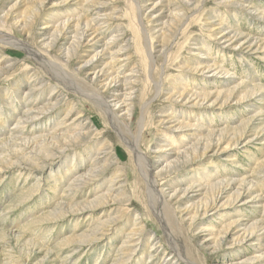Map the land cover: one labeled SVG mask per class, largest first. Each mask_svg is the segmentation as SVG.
Wrapping results in <instances>:
<instances>
[{
  "label": "rangeland",
  "instance_id": "374dc122",
  "mask_svg": "<svg viewBox=\"0 0 264 264\" xmlns=\"http://www.w3.org/2000/svg\"><path fill=\"white\" fill-rule=\"evenodd\" d=\"M107 1L105 12L119 8L122 9V13H126L124 17L113 18L112 27L102 38L104 41L108 40L117 31L122 30L123 35L114 40L111 50L119 49L120 46L126 48L118 54L121 55L120 61L126 60L129 56L124 67L125 73L139 69L144 78L147 59L141 51L138 52L140 46L143 48L144 44L139 39L137 27L132 22L131 15L135 10L129 8L128 0ZM29 4H31L29 0H0V11H9L12 16L19 18L28 13ZM49 4H46L44 12L35 25L38 33L44 30L41 29L42 24L51 17V13L57 12L55 17L61 15L64 17L67 13H71V8L75 6L74 0L55 7H50ZM83 9L81 6L79 14ZM262 13H264V0H204L200 9L193 16L190 15L193 18L190 17L191 19L182 28L184 34L181 32L177 39L171 40L169 56H161L155 52L157 66L155 76L162 81L164 91L161 97L155 99L149 111L153 112V120L149 119V116L146 120L142 148L151 152L152 157L157 156L154 150L159 145L168 148L166 152H162L165 154L164 161L161 159L157 168H164L168 165L167 162L172 163V172L164 173H167L173 181L174 187L179 184L184 188L191 183L209 187V184L222 178H227L229 181L234 178H246L248 181L255 179L257 183L254 190L240 198L235 194L240 181H232L230 185L228 183L214 185L209 187L210 189L193 187L185 195L181 207L177 208L178 204H174V212H181V208H189L190 214L193 215L197 209L195 206L209 202L208 213L204 221L196 226H192L188 221L189 217H186V221L182 223V230L174 227L176 225L173 224L175 220L172 217L169 226L174 227L171 228L172 239L168 233L166 234L162 224L166 221L161 219L165 206L162 205L158 212L150 208L146 180L135 157L118 137L100 108L89 99L87 94L75 93L58 83L56 78L59 79L62 74L50 67L51 64L42 67L23 49L0 38V59H4L0 63L1 72L4 74L0 76V103L5 104L4 108L0 107V143L10 136L9 130L20 115L10 114L12 108L15 109L16 106L19 111L32 105L45 108L52 103H58L55 113L44 110V113L33 120L32 126L27 130L28 135L31 136L37 131L41 134L51 132L53 126L59 125L61 118L72 106L75 109L66 117V122H73L80 117L79 120L82 119L83 123L89 121V126L92 127L89 132L90 127L85 129L86 135L76 133L80 130L81 124L75 133H65L62 137L67 145L66 151L46 158L45 167L42 161L36 159L35 164L37 167L39 161V168H32L35 170L28 176L27 170L20 168L17 163H12V157H9L7 162L0 159V264H153V261L157 264L165 263L164 258L169 254H172L176 264H188L185 258L199 264H264V230L260 229L255 235L245 236V233L250 232L245 230L250 229L253 224L264 226V130H262L264 129V49L256 51V47L233 48L213 38L210 30H207V27H218L221 23L223 27H230L238 35H250L257 43L260 41L258 46L264 47V14ZM38 33L35 37L39 36ZM14 34L32 44L30 39L18 31H14ZM161 38L154 40L156 51L168 44V40L163 44ZM167 38L169 36L165 39ZM191 51L203 55H191ZM82 56L78 57L76 63L80 64L89 58L88 53ZM194 59L216 64L219 68H211L204 73L186 69L185 66L194 64L192 62ZM65 68L73 73L68 66ZM75 79L78 80L76 75ZM40 84L43 85L38 87ZM56 85L60 88H56ZM138 85L139 88H143L141 81ZM254 85L263 88L253 91L251 89ZM33 87L35 90L27 93L29 88ZM227 87L236 89L235 94L226 104H222L223 100L228 98L226 91L220 94L216 103L212 100L217 94L200 101V104L176 100V97L167 99L170 93L178 94L182 89L190 92L198 91L197 93L201 94L224 90ZM86 89L93 90L87 87ZM147 90L148 93L149 88ZM243 96L246 97L239 100ZM138 111L139 108H135L132 117V127L135 131L140 118ZM169 115L189 124V127L170 131L172 133L170 141H162L169 136L167 127L174 124L169 121ZM161 118L165 119L162 125L159 124ZM249 119H252L250 130L260 131V135L249 140L246 137L250 136L251 131L236 145L228 150L223 149L228 140L240 137L243 129L248 127ZM71 134L73 135L70 136ZM211 137L214 144L222 140L218 152L211 151L206 154L207 156L198 157L188 164L184 163L183 157H176L175 151L184 149L202 138L207 140ZM61 139L60 136L62 142ZM30 144L33 145V142ZM216 148L217 146L214 150ZM97 153H99L96 158L97 166L105 170H97L94 167L93 184L85 187L81 196L78 199L74 198L73 203L89 202L110 191L112 195L106 198L104 204L95 206L92 215L87 211L90 207L86 206L80 207L85 210L84 213L69 212L60 218L50 219L48 213L61 201L60 196L63 192L70 191L67 186L72 175H69L68 171L75 169L81 163L88 164ZM31 165L33 166L34 163L32 162ZM91 165L90 163L81 173ZM122 169L125 170L123 176ZM211 173L213 175H210ZM217 174H220L218 179H214ZM76 191L72 190L69 193L75 195ZM129 194L130 200H127ZM114 196L118 199L108 200ZM214 196L217 197L216 204L210 203ZM203 208L204 206L200 207V214ZM165 216L167 217L166 213ZM97 217L107 219L106 226L108 223L112 225L103 228L97 236L99 239L84 243L93 226L98 224ZM138 218L143 220L146 228L142 235V243L137 244L136 254L123 253L121 248L124 246L125 237L133 231L135 225L133 223ZM201 227H213L215 231L234 229V234L229 240L230 243L228 241L222 245H216L214 241L201 242L198 241ZM154 237L161 240L166 255L156 258L150 254L151 245L146 241ZM261 237L263 239L259 240Z\"/></svg>",
  "mask_w": 264,
  "mask_h": 264
},
{
  "label": "bare ground",
  "instance_id": "6f19581e",
  "mask_svg": "<svg viewBox=\"0 0 264 264\" xmlns=\"http://www.w3.org/2000/svg\"><path fill=\"white\" fill-rule=\"evenodd\" d=\"M29 1L31 4L27 5L28 9L26 8L28 13L19 18H15L14 15L12 16L9 11H0V38L6 39V41L10 44L23 49L26 53H28V55L33 56L42 67L51 64L52 66L50 67L57 69L59 74H62L61 77H58L59 79L56 78V81L58 83H61L64 88L70 89L75 93L87 94L89 99L92 100L100 108L101 112L108 118L111 127L116 132L118 137L124 142L131 153H133L136 163L146 180L147 196H149L148 200L150 208L155 212H158V210L161 209L162 205L165 206V210L162 212L161 219L166 220L162 222V224H164L163 227L165 229V232L166 234H169V237L171 239L173 235L171 228L174 229V227H177L182 230V223L183 221H186V217H189L188 221L190 222V224H192V226H196L204 221V218L208 213L209 202H206V204L195 206V208L197 209L193 215L190 214L191 209L189 208H181V212H174V204H178L176 206L177 208L181 207L185 195H187V193L193 187L210 189L209 187L214 185H220L224 183H228L230 185L232 181H240L238 182L239 188L235 193L238 198L242 197V195L254 190L257 187L255 179H251L248 181L246 178H234L230 181L227 178H222L209 184V187L202 186V184H199L200 182L198 183L199 185H194L191 183L190 185H188V187L184 188L183 186H180L176 183L178 186L174 187V185H172L174 184L173 181L168 177L167 173H164L172 172V163L167 162L168 165H166L164 168H157L159 166V162L161 163V159L163 160L165 156V154H163L162 152H166L168 148H163V145H159L158 148L154 150L155 155H157L155 157H152L151 152L146 151L142 148V136L143 129H145L146 126V120L148 116L149 119L152 118L153 120V112L149 111L155 99L161 97L162 92L164 91V87L161 84L162 81H160L155 76V73L157 71L155 52L159 53L161 56H169L170 49L172 47V45L170 46L171 40L177 39V36H179L181 32L184 34L182 28L187 24V21H189V19L193 18L191 16H193V14L200 9V6L203 4L204 0H128L129 8H133L135 10L134 14L131 15L132 22L134 23L135 27H137L138 33L140 35L139 39L142 40L143 42H141L142 44H144V47L142 46L143 48H141L140 46V50L138 51H141L142 54H144L143 56H146L147 59H145L147 62V65L145 66L147 68L144 78H142L141 71L139 69L136 70L137 72L135 70H131L129 73H125L124 67L129 60V56L126 57V60L123 59L122 61H120L121 55L118 54L121 50L126 48L120 46L119 49H116L114 51L111 50L114 40L123 35L122 30L117 31L108 40H103L105 33L112 27L113 18H119L120 16L124 17L126 12L122 13V9L119 10V8H114L111 12H105V10H107V0H74L75 6L71 8L72 12L67 13L65 11L67 14L64 17H62V15L55 17L57 12H49L51 13V17L46 19V22L42 24L43 26L41 27V29L44 30L38 33V31L35 29V25L37 24L41 14L44 12L46 4L50 3V7H55L64 4L65 2L67 3L69 0H64V2L62 0V2L60 0ZM81 6L84 9L82 13L79 14V12H81V10H79ZM263 14L264 13H262V15ZM47 15L49 14L47 13ZM163 16H165V18ZM53 17H55V19H53ZM219 24L220 25L218 27H207V30H210L213 38L219 39L223 43L229 44V46H232L233 48L240 46L247 48L256 47V51L264 49L263 46H258V43H260V41H258L257 43V41L253 40L250 35H238L234 31H232L230 27H223V24ZM14 31H18L23 36L30 39L32 44H30L27 40L24 41L21 37L15 35ZM37 33L39 34V36L35 37ZM168 36L169 38L165 39ZM159 37H162L161 41L163 44L165 40H168V44H162V48L156 51L154 40L155 38ZM85 53H88L89 58L85 59L80 64L76 63V60L79 59L78 57H83L82 55ZM190 54L198 56L203 55L202 53V55H200V53L195 52H192ZM3 60L4 59L1 58L0 63L3 62ZM192 62H194V64L185 66L186 69L204 73L211 68H219L216 64H208L204 60L194 59ZM118 63H120V65ZM67 66L78 77V80L75 79V75H73V73H70L66 70L65 67ZM1 70L2 67L0 68V76L3 74ZM133 71H135L136 73ZM140 81L143 88H139L138 84ZM42 85L43 84H40L38 87ZM55 87L60 88L57 85ZM86 87L93 90L88 91ZM147 88H149L148 93ZM258 88L261 89L263 87H260V85H254L251 90L254 91ZM235 89L227 87L224 90L220 89L216 92H203L201 94L197 93L198 91L190 92V90L186 91L187 89H182V91H180L178 94L176 92L170 93L167 99H173V97H176V100L179 99L184 100L185 102H192V104H200V101H205L212 95L217 94V97L212 100L213 103H216L220 94L226 91L228 93V98L223 100L222 102V104H226L227 100L233 97V95L235 94ZM33 90H35L34 87L29 88L27 93H29V91L33 92ZM60 90L63 91V89ZM54 91L55 89L52 91L51 96L53 95ZM252 93L254 94V92ZM245 97L246 96L240 97L239 100ZM3 99L5 98L3 97ZM9 99H11L10 96ZM14 100L13 102H15ZM9 102L10 104H12L11 101ZM57 104L58 103L55 102L52 103L49 107L45 108H37L32 105L26 107L25 109L19 110L20 112L17 110V106L15 109L12 108L13 110L12 113H10L11 115H13L14 113L20 115L18 116L16 123L14 124L12 129L9 130L10 136L4 139L2 143H0V159L4 162H7L9 160V157H12V163H17L20 168L27 170L26 174L28 176L31 171L35 170L32 168H39V161H42V165L45 167L47 160L46 158H51L53 155H55V153H62L66 151L65 148L67 147V145L64 143L62 137L65 133H75L79 128V125L81 124L80 130L76 133L86 135L85 129L90 127L89 121H85L83 123V121H81L82 119L79 120L80 117H78L74 121L72 120L73 122L69 123H67L65 120L66 117L75 109L74 106L69 109V111L64 115L63 118H61L59 125L53 126V130L51 132L49 131L46 132L47 134H41L37 131L35 135L32 134L33 136L28 135L29 132L27 130L30 126H32L33 120H35L40 114L44 113V110L55 113L58 108ZM137 104L138 107H136ZM0 107L4 108L5 104L0 103ZM135 108H139L140 111V118L139 122L136 124V131L132 127V117ZM102 113L101 115L104 116ZM168 119L174 124H171L167 127V133L169 134V136H166L167 138H164V140L162 141H170V137H172V133L170 131H176L181 128L189 127V124L184 123L183 121L175 118L172 115H169ZM250 122H252V119L248 120V127L243 129L240 137L228 140L229 142L223 147V149L228 150L231 146L236 145L243 137L247 136V134H250V132L252 131V129L250 130L249 128ZM164 123L165 119L161 118L159 124L162 125ZM91 129L92 127L88 129V132ZM72 135L73 134H71L70 136ZM259 135L260 131H252L250 136L246 138H249V140H251L255 137H258ZM60 136L62 138V142L60 141ZM219 137L222 138V136ZM211 139H213V137L207 140L202 138L195 143L192 142L190 146H187L184 149L177 150L176 148V157H183L184 163L188 164L194 162V160H196L198 157L207 156V153H210L211 151H213L214 153L218 152L221 147L220 142L222 140L220 139L217 144H214L212 143ZM31 142H33V145L30 144ZM215 146H217L216 150H214ZM99 150L101 151V148H99ZM158 153H160V155H158ZM98 155L99 153H97L94 158L91 159V161H88V164L81 163L75 169H70L68 171L69 175L71 174L72 177L69 180V185L67 187L70 191H77L75 195L70 194V191L68 193H65L66 191L63 192V194L60 196L61 201L57 203L54 210H51L48 213L49 216H51L49 217L50 219L60 218L66 213L69 214V212H77L78 214L84 213L85 210L80 207L85 208L86 206L90 207L89 209H87V211H89V213H91L92 215V211L95 206L104 204L106 202V198L112 195L110 191V193L103 194L99 198L89 200V202L82 201L76 204L73 203L74 198L78 199V197H80L83 193V189L85 187L93 184L94 181L92 180V177L95 174L94 167L97 168V170H105L99 169L97 166L98 163L96 162V158L98 157ZM36 159L39 160L37 167L35 164ZM32 162L34 163L33 166L31 165ZM90 163L92 164L91 167L81 173V171L84 170L85 167H87ZM121 172L123 176V172H125V170L122 169ZM210 175H213V173H211ZM218 175L220 174L215 175L214 179L219 177ZM193 182L195 183V181ZM216 196L212 198L210 203L216 204ZM127 197V200H130L131 195L129 194ZM116 199L118 198L114 196L108 200L115 201ZM202 206H204V208L202 210V214H200V207ZM165 213L167 214V217L165 216ZM137 217H139V215ZM172 217L175 220L173 224H175L176 226L169 227ZM107 222V219L97 217L98 224H95L93 226L90 235H88V237L86 236L87 241H85L84 243L94 241L98 238L97 236L102 232L104 227L108 228V226L112 225V223H108L106 226ZM133 224H135V227L133 226V231L129 234L127 233L128 235L125 237L124 246H122L121 244L122 248L120 247L123 253H132L131 255L136 254L138 245L143 240V232L144 230H146L145 224H143V220L141 218H138ZM205 227H201L198 234V238L200 240L198 239V241H214L216 245H222L227 243L234 234V229L226 228L224 229V231H215V228L213 227ZM260 229L264 230V226L253 224L252 226H250V229L245 230H250L248 234L245 233V236H251L253 234L255 235L257 230ZM130 231L128 230V232ZM200 232L202 233V235H200ZM263 237H261L259 240H262ZM160 241L161 240H159L158 237L147 239L146 241L151 245L150 254L154 255V257L156 258L164 256L166 252ZM166 242L168 243V241ZM234 243L235 242H232V244ZM171 247L173 248V246ZM171 255L169 254L167 258H164L165 263L158 262L157 264H176L177 262ZM185 259L184 260L188 264H199L191 259Z\"/></svg>",
  "mask_w": 264,
  "mask_h": 264
}]
</instances>
